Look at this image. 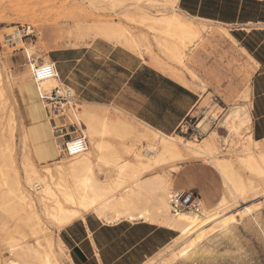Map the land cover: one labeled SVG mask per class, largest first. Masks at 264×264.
Returning <instances> with one entry per match:
<instances>
[{
	"label": "bare ground",
	"instance_id": "6f19581e",
	"mask_svg": "<svg viewBox=\"0 0 264 264\" xmlns=\"http://www.w3.org/2000/svg\"><path fill=\"white\" fill-rule=\"evenodd\" d=\"M152 1L134 0L135 12L130 18L148 27L167 59L187 68L186 49L201 38V27L195 24L192 17L174 10L180 0H163V8L155 14L144 8ZM119 2H116L117 5ZM78 28L81 34L91 30V27ZM92 29L95 35L117 41L134 51L140 52L142 47L152 51L148 35L138 37L118 23H104ZM13 35L21 43L20 33L16 31ZM32 52L33 49H26L31 60ZM151 56L155 69L168 71L170 78L188 86L177 69L167 65L160 56L152 53ZM48 61L46 57L43 63ZM38 64L40 62L31 61L29 70H34ZM190 75L196 78L192 72ZM61 83L58 71V77L36 86L38 97L39 88L50 91ZM0 95H3L2 88ZM40 100L45 104L44 100ZM72 101L66 105L63 114H66L69 123L82 128V135L88 141L84 152L69 156L67 161L56 159L55 167L47 166L43 173L38 172L27 159L24 162L26 184H23L15 171L9 147L0 146V264H65L62 262L64 255L73 263L71 256L65 253L64 240L59 237L54 241L49 237L44 219L60 231L77 220L86 222L89 213L105 224L140 221L178 232L173 241L179 247L168 250L169 254L160 259L165 264H263L254 256L251 243L244 241L238 232L235 216L226 214L233 203L236 205L240 199L247 197L249 191L258 188L260 184L256 185V180L264 183L263 140L253 137L247 100L232 104L220 120L221 126L228 132L225 138L235 143L234 157L231 153L219 155L221 151L216 142L220 135L215 129L209 131L211 125L205 118L198 126L204 133L208 132L206 137L190 140L166 134L140 119L135 123L133 119L112 114L103 103L78 104ZM37 129L42 130V127L38 124ZM10 131L13 137V129ZM43 134L44 138L50 137L48 129ZM226 141L230 144V140ZM46 145L52 156L59 154L54 144ZM194 160H203L212 166L220 175L226 191L211 207L202 200L201 214H174L170 205L174 174L181 163ZM11 170L14 177L10 175ZM251 207L244 210L250 228L247 227L264 246L263 214L260 217L257 211L253 213L256 209ZM26 231L34 236V243L24 240L28 234ZM6 253L8 256H4Z\"/></svg>",
	"mask_w": 264,
	"mask_h": 264
},
{
	"label": "rangeland",
	"instance_id": "374dc122",
	"mask_svg": "<svg viewBox=\"0 0 264 264\" xmlns=\"http://www.w3.org/2000/svg\"><path fill=\"white\" fill-rule=\"evenodd\" d=\"M153 1L144 5V8L155 14L157 10L163 8L161 6L163 0ZM201 1L203 0H180L174 9L192 17L195 24L201 27V38L196 41L195 46L190 45L186 49L185 65L187 68H182L162 54L148 27L130 18L135 12L134 0H120L121 3L117 0H0V88L3 89V95H0V146L9 147L14 158L15 171L23 184H26L24 162L27 159V162L34 164L38 172L43 173L45 167H55L56 159L57 161L58 159L69 160L70 157L63 152V144L70 137L82 134V128L78 124L69 123L66 114L57 117L49 112L51 105L46 101L43 104L38 98L33 70H29V64L31 61L43 63L46 57L49 59L48 62L56 63L62 83L75 90L76 96L72 102L78 104L103 103L112 114L125 116L137 123V119H142L139 115L147 114L148 99L135 92L126 82L130 73L136 68L147 66L155 69L151 53L160 56L167 65L178 70L186 80L187 88L198 96V102L189 116L169 134L190 140H202L208 132L204 133L198 125L205 118L211 125L209 131L215 129L220 135L216 142L221 151L219 155L231 153V156H235V143L232 139L225 138L228 132L221 126L220 120L230 105L248 100L246 94H249L251 103V82L256 65L253 59L241 49L239 39L235 42L230 37V34L235 37L234 33L242 32L244 25L202 20L198 15L193 14L194 10L200 8ZM206 1L221 2L223 0ZM228 1L233 3L236 10L241 5L246 6L244 8L247 18L264 17V0L260 1L261 5L253 4L256 0ZM116 2L120 4L117 5ZM217 9L219 7L214 6L211 9L208 6L205 10L216 12ZM104 23H118L141 38L143 35H148L152 51L144 50V47L140 52L134 51L117 41L95 35V30L92 28ZM263 25L260 24V26ZM79 26L91 27V30L81 34ZM30 27L31 30H29ZM16 31L21 35V43H18L13 35ZM240 37L243 38V35ZM247 39L246 37L244 41ZM27 48L33 49V60L27 57ZM187 70L194 73L196 78L193 79L191 72ZM157 71L168 77L170 75L168 71ZM180 105L184 106L183 101H180ZM120 109L121 112H119ZM211 116L215 119H211ZM174 117L168 114L161 119V122L163 124L172 123L175 120ZM38 124L42 130L37 129ZM11 129H13V137L10 136ZM47 129L50 137L44 138L43 133ZM226 140H230V144ZM46 143L58 147L59 154L52 156ZM261 145H264V140ZM173 164L176 165V163L171 165ZM10 175L15 176L13 171ZM255 183L260 184L258 188L249 191L246 200L240 199L236 205L232 202L233 206L228 208L226 214L235 216L238 221V232L244 241L251 243L250 247L253 246L254 250L256 249L253 250L254 256L264 264V246L258 240L259 238L249 230L248 218L244 212L247 207L252 206L251 208L256 209L253 213L257 211L263 214L260 217L262 216L264 223V183L260 180H256ZM185 184H190L188 188L199 193L208 207L217 203L226 191L220 175L203 160L181 163L180 168L174 174V189L184 188ZM87 218L97 217L89 213L86 215ZM44 222L49 228V237L54 241L61 237V232L65 228L59 231L47 219H44ZM75 222L78 226L81 220ZM160 228L162 231L158 234V243L164 242L170 235L173 238L144 264H165V261L161 262L160 259L169 254L168 250L179 247L177 242L173 241L178 236V232L173 231L174 233L170 234L169 229L162 226ZM26 233L28 234L24 240L34 243L36 241L34 236L29 231ZM154 247H156V242L149 245L150 250ZM65 253L69 254L68 246L65 248ZM62 259L65 264H73L66 255Z\"/></svg>",
	"mask_w": 264,
	"mask_h": 264
},
{
	"label": "crops",
	"instance_id": "0c3cea01",
	"mask_svg": "<svg viewBox=\"0 0 264 264\" xmlns=\"http://www.w3.org/2000/svg\"><path fill=\"white\" fill-rule=\"evenodd\" d=\"M241 8L242 5L237 11L236 18L230 21L198 16L209 21L244 25L242 32H240V36L243 35V38L240 37L239 43L241 49L253 59L256 65L251 82L252 99L250 103L249 94H246L248 96L247 103L251 112L253 137L261 141L264 140V25L260 26V24H264V17L263 19L243 18L242 16L246 14V11L244 13ZM230 37L235 42L238 41L236 36L234 37L230 34ZM246 37L248 39L244 41ZM141 68H136L132 71L126 82L135 92L148 99L146 106L147 114L144 113L139 116L143 119H141L142 121L145 120L144 122L147 124L169 134L180 125L182 120L189 116L192 108L198 102V96L186 86L166 76L191 94L174 95L169 89L162 90L158 96V100L163 102L164 111L162 113L158 112L157 110L160 106L156 103L158 102L157 99L155 101L152 100L146 94L137 91L129 84L131 77ZM180 101H183L184 106L180 105ZM168 114L175 116V120L172 123L163 124L161 119ZM189 186L190 184H185L184 188L182 187L177 190L189 189ZM203 203L205 204L204 201ZM75 223L66 227L61 232V238L69 248V255L73 260V264H144L173 238L170 235L164 242L158 243L157 237L161 233L162 228L156 224L145 222L128 223L122 221L116 224H105L98 218H87L86 222L81 220L78 226ZM168 231L170 234L176 232L170 229ZM154 242H156V247L150 250L149 245ZM75 248L81 251L85 259L80 254L74 253Z\"/></svg>",
	"mask_w": 264,
	"mask_h": 264
},
{
	"label": "built area",
	"instance_id": "2783aa9c",
	"mask_svg": "<svg viewBox=\"0 0 264 264\" xmlns=\"http://www.w3.org/2000/svg\"><path fill=\"white\" fill-rule=\"evenodd\" d=\"M58 77V69L55 62L38 64L33 70V80L36 86L44 81ZM39 88V87H38ZM39 98L51 105L50 113L54 115H63L66 105L75 99V90L64 83H61L50 91L39 88ZM57 129H60L57 127ZM62 131V130H61ZM63 152L68 156H75L87 149L88 141L84 135L70 137L63 144ZM202 197L199 193L191 189L174 190L171 193L170 205L174 214L181 212H193L201 214L203 210Z\"/></svg>",
	"mask_w": 264,
	"mask_h": 264
},
{
	"label": "trees",
	"instance_id": "16d2710c",
	"mask_svg": "<svg viewBox=\"0 0 264 264\" xmlns=\"http://www.w3.org/2000/svg\"><path fill=\"white\" fill-rule=\"evenodd\" d=\"M220 3V4H219ZM253 4L255 5H261L262 2L260 1H254ZM210 6L211 9H213L214 6L219 7V9L216 10V12H206V7ZM246 7V6H244ZM242 7V11L245 13V8ZM240 9V7L237 8L233 6V3L228 0H223L221 2H207L206 0L201 1L200 8L198 10H194L195 15H200L204 17H210L214 19H219L222 21H230L232 19L236 18L237 11ZM243 18L245 15L242 16ZM263 19V18H262ZM234 35L240 39V33H234ZM247 45V44H246ZM249 47V46H248ZM129 84L136 89L137 91H140L144 94H146L148 97H150L152 100H156V102L160 108L157 110L161 113L164 111L163 102H160L158 100V96L160 95V92L164 89H169L174 95L178 94H191L189 91H187L185 88H183L181 85L177 84L176 82L172 81L170 78L166 77L160 72H157L156 70L149 68L147 66H143L141 69H139L130 79ZM178 127L174 128L175 130ZM173 129V130H174ZM74 253H78L82 256L81 251L78 248L74 249ZM83 257V256H82ZM75 258V257H74ZM83 259H85L83 257Z\"/></svg>",
	"mask_w": 264,
	"mask_h": 264
}]
</instances>
